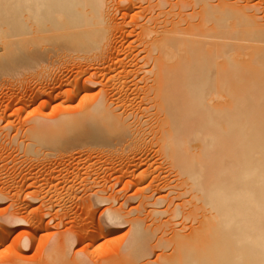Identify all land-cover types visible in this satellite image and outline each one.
<instances>
[{
	"label": "bare ground",
	"instance_id": "1",
	"mask_svg": "<svg viewBox=\"0 0 264 264\" xmlns=\"http://www.w3.org/2000/svg\"><path fill=\"white\" fill-rule=\"evenodd\" d=\"M0 55V76L12 85L42 73L49 79L38 90L28 84L0 112H25L43 97L70 103L82 94L87 102L75 119L29 118L23 131L35 140L95 125L123 152L157 146L161 164L128 165L143 170L137 193L127 194L125 183L118 208L114 195L95 194L112 203L101 213L116 242L105 264H264V0H0ZM72 65L73 82L62 68ZM23 128L0 126V145ZM2 221L25 222L14 214ZM35 231L33 238L43 234ZM86 233L62 235L51 250L67 257L105 234ZM33 238L27 233L16 249H31Z\"/></svg>",
	"mask_w": 264,
	"mask_h": 264
},
{
	"label": "rangeland",
	"instance_id": "2",
	"mask_svg": "<svg viewBox=\"0 0 264 264\" xmlns=\"http://www.w3.org/2000/svg\"><path fill=\"white\" fill-rule=\"evenodd\" d=\"M5 64L6 57L0 55V65ZM62 68L67 71L66 78L71 82L79 75V69L73 65ZM0 77V105L11 103L12 97L25 90L28 84L33 90H38L46 86L45 81L49 80L48 75L42 73L31 78L28 84L19 82L12 85L6 77ZM139 84L142 86L144 82ZM69 88L67 86L64 90ZM100 89L101 86L94 87L92 94L99 95ZM82 96L78 95L70 103H64L61 97L53 101L43 97L25 112L18 113L15 105L5 114L0 112V126L11 121L18 127H24L19 135L12 133L4 137L5 142L0 145V197H5L0 200V264H80L75 259L76 255L85 257L87 264H105L103 258L112 253L116 242L110 240L112 227L103 221L101 213L112 203L98 202L96 192L104 190L103 194L114 195L115 207L118 208L124 202L122 190L125 183H132L127 194L137 193L138 175L143 168L133 173L128 167L130 162L145 166L162 162L157 154V146L147 153L123 152L117 138L101 126L79 127L62 131L56 136H49L51 133H48L43 140H35L25 133L29 118L37 120L46 116L49 123L70 116V119L77 118L87 103L82 101ZM46 101L50 102L49 107L41 110V105ZM29 144H33V147L28 148ZM166 168L163 167L162 176L172 179L173 175ZM62 176H66L67 181L60 180ZM117 178L123 182L117 184ZM13 189L20 190L17 198H12L10 190ZM168 193L169 190H164L161 195L169 200L172 196H168ZM131 206L137 207L138 202L134 201ZM168 206L155 208L165 210ZM8 214L21 217L25 222L16 227L2 221ZM90 218H95L94 224L86 230L83 224ZM36 228L42 230L43 234L33 238ZM128 229V226H124L115 237L123 235ZM83 231L92 236L96 235L95 232L105 234L94 242L85 238L81 244L73 247L67 257H60L57 250H51L62 235L74 238L76 232ZM27 233L32 234L37 244L29 250H17L16 247H23ZM160 235L158 233L156 239ZM159 253L155 252L153 262L158 260Z\"/></svg>",
	"mask_w": 264,
	"mask_h": 264
}]
</instances>
